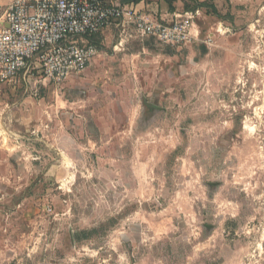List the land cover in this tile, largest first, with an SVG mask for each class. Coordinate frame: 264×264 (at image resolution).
I'll return each instance as SVG.
<instances>
[{"label":"rangeland","instance_id":"374dc122","mask_svg":"<svg viewBox=\"0 0 264 264\" xmlns=\"http://www.w3.org/2000/svg\"><path fill=\"white\" fill-rule=\"evenodd\" d=\"M143 1L195 40L0 83V264H264V0Z\"/></svg>","mask_w":264,"mask_h":264},{"label":"built area","instance_id":"2783aa9c","mask_svg":"<svg viewBox=\"0 0 264 264\" xmlns=\"http://www.w3.org/2000/svg\"><path fill=\"white\" fill-rule=\"evenodd\" d=\"M200 13L187 11L161 21L120 0H13L0 24V83L12 84L38 71L44 82L60 88L96 58L99 51L90 39L110 27L133 26L139 38L187 45L196 38Z\"/></svg>","mask_w":264,"mask_h":264},{"label":"crops","instance_id":"0c3cea01","mask_svg":"<svg viewBox=\"0 0 264 264\" xmlns=\"http://www.w3.org/2000/svg\"><path fill=\"white\" fill-rule=\"evenodd\" d=\"M215 2L216 1H218V0H214ZM213 1V2H214ZM12 2H13V0H0V24L1 23H4L5 22V15H6V12L8 11V9H9V7L11 6V4H12ZM201 2L202 3H206V2H211L212 3V0H201ZM131 4H134V3H131ZM131 4H127V5H131ZM134 5H136V7H138L139 9H141V10H147L148 11V9H149V3H145V1H143V2H141V3H139V4H134ZM216 7V6H215ZM217 8V7H216ZM203 9V8H202ZM184 12H187V11H183L182 13H184ZM200 12H201V10H200ZM176 14H180L179 12H178V10H176L175 12H172V13H170V14H167V15H165V16H162V18L161 19H159V20H161V21H170L171 19H173V17H174V15H176ZM201 14V13H200ZM5 26H7V24L5 23ZM195 26L197 27V24L195 23ZM111 28H116V27H110V28H108V29H106V30H104L105 31V38H106V40H107V37H106V32L109 30V29H111ZM116 29H118V28H116ZM104 31H103V33H104ZM197 36V31H196V34H195V37ZM16 83V82H15Z\"/></svg>","mask_w":264,"mask_h":264},{"label":"trees","instance_id":"16d2710c","mask_svg":"<svg viewBox=\"0 0 264 264\" xmlns=\"http://www.w3.org/2000/svg\"><path fill=\"white\" fill-rule=\"evenodd\" d=\"M143 0H121V3L123 5H127V4H131V3H134V4H139L141 3ZM175 1H180V0H170V2H175ZM205 7H208L207 3H200L198 4V8H205ZM213 8V12L215 13V15L219 16V12L217 10V8L215 6H212ZM100 36V35H99ZM99 36H96V37H93L91 38V43L94 44V45H98V42L95 40L97 37Z\"/></svg>","mask_w":264,"mask_h":264}]
</instances>
